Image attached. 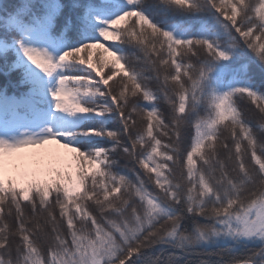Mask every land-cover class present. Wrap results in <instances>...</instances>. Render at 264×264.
Returning <instances> with one entry per match:
<instances>
[{
	"label": "snow or ice",
	"instance_id": "snow-or-ice-1",
	"mask_svg": "<svg viewBox=\"0 0 264 264\" xmlns=\"http://www.w3.org/2000/svg\"><path fill=\"white\" fill-rule=\"evenodd\" d=\"M0 264H264V0L0 5Z\"/></svg>",
	"mask_w": 264,
	"mask_h": 264
},
{
	"label": "rangeland",
	"instance_id": "rangeland-1",
	"mask_svg": "<svg viewBox=\"0 0 264 264\" xmlns=\"http://www.w3.org/2000/svg\"><path fill=\"white\" fill-rule=\"evenodd\" d=\"M52 147V146H49ZM29 152H40L39 149H29ZM60 154L63 157L62 161L57 165L62 174H71L72 181L75 182L77 179V170L75 161L72 160V153L67 150H60ZM55 176V173H41L39 178L44 179H52Z\"/></svg>",
	"mask_w": 264,
	"mask_h": 264
},
{
	"label": "trees",
	"instance_id": "trees-1",
	"mask_svg": "<svg viewBox=\"0 0 264 264\" xmlns=\"http://www.w3.org/2000/svg\"><path fill=\"white\" fill-rule=\"evenodd\" d=\"M16 2V0H0V5H5V6H7V5H10V4H12V3H15ZM104 41L102 40L101 41V43H103ZM97 55H98V53H96V52H94V56H93V59H94V61L97 59ZM106 72H107V69L105 70ZM118 79V78H117ZM112 82L110 81V84H111ZM202 115H204L203 113H202ZM193 134H194V129H193ZM163 139V138H162Z\"/></svg>",
	"mask_w": 264,
	"mask_h": 264
}]
</instances>
